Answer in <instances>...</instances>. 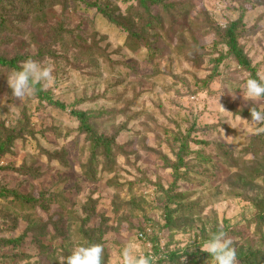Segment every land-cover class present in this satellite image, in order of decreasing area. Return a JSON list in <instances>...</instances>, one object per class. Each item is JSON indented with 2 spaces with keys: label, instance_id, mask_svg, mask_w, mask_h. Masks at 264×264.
<instances>
[{
  "label": "rangeland",
  "instance_id": "rangeland-1",
  "mask_svg": "<svg viewBox=\"0 0 264 264\" xmlns=\"http://www.w3.org/2000/svg\"><path fill=\"white\" fill-rule=\"evenodd\" d=\"M89 1L92 0H83L80 7L67 13H62V7L56 9L62 13L67 28L75 29L82 22L81 33L93 34L102 54L112 62L97 55L82 60L73 52L69 53L71 64L68 66L55 63L53 59L45 60L41 66L49 67L53 77L45 90L52 92L54 102L63 104L65 110L33 94L18 100L7 91V80L3 89L0 80V123L14 126L18 120H24L25 113L34 131V137L16 142L3 158L4 166L17 171L2 172L0 184L19 195L35 197L44 206L34 213L22 212L12 204V198L0 197V238L28 234L22 249L11 252L18 258L17 264H60V258L67 257L78 246L76 238L85 243L76 227L71 231L73 222L69 213L82 215L89 198L98 205L95 218L88 226H101L104 231L102 244L107 256L102 264H117L120 250L130 244L135 245L140 254L150 255L152 264H194L186 255L179 256L174 263L167 261V257L173 252L181 254L186 248H190L189 254L196 252L193 245L202 243L221 229L227 230L226 237L231 239L234 250L245 247L259 251V255L263 253L264 240L257 230L256 210L244 197L230 194L228 180L235 170L229 169L233 160H251L250 141L264 136V123L256 124L250 117L238 115L244 108L264 111V98L244 101L240 95L241 85L250 74L228 58L221 63L219 78L203 90L202 80L214 67L212 60L217 58L218 52H226L225 47H215L214 36H203L204 32L195 31L194 36L203 47L200 64L179 58L163 39L154 44L157 54L151 60L146 49L138 54L128 50L123 33L98 17L94 10H86ZM253 1L256 5L244 17L246 31L241 43L245 44L257 73L264 75V0ZM108 3L127 13L128 4L118 0ZM48 5H52L51 0ZM185 7L190 8V22L201 21L204 13L213 24H225L240 17L238 5L233 0H189ZM0 15L13 25L12 32L0 35V54L13 56L24 38L25 27L17 26L20 17L14 7L0 11ZM27 18L23 17L21 22L26 19L29 25ZM87 20L94 22L91 31ZM89 41L92 42L91 38ZM83 99L95 100L79 105L77 101ZM76 109L94 112L98 116L96 122L102 125L101 132L111 134L110 123L115 126L128 124V131L117 139L125 152L115 157L118 170L106 169L105 159L99 155L95 181L84 175L83 166L89 163L91 156L90 144L79 133V122L71 115ZM156 120L158 127L153 126ZM177 132L191 133V158L195 172L200 174L199 184L181 183L177 191L189 194L188 203L200 201V205L194 207L192 217L188 218L190 225L171 230L164 227L165 211L159 187L168 189L171 186L172 171L164 167L156 152L160 150L173 156L165 141L161 147L155 141L158 136L170 138ZM218 145L225 146L229 153L226 158L232 156L230 161L220 156ZM40 149L65 152V167L57 161L48 162L41 156ZM22 166L31 172L39 171L40 177L34 179L26 175ZM91 170L95 171L94 165ZM9 214L11 219L6 217ZM57 215H62L63 222L67 220L68 238L53 239L44 233H32L41 223L57 219ZM153 237H156L155 242ZM262 262L264 260L258 264ZM204 264L214 262L208 260Z\"/></svg>",
  "mask_w": 264,
  "mask_h": 264
},
{
  "label": "trees",
  "instance_id": "trees-1",
  "mask_svg": "<svg viewBox=\"0 0 264 264\" xmlns=\"http://www.w3.org/2000/svg\"><path fill=\"white\" fill-rule=\"evenodd\" d=\"M48 1L1 0L0 11L10 10L14 7L20 17L17 21V24H19L17 26L25 27L22 32L24 38L20 41L15 54L13 56H2L0 54V67L2 68L0 69V80L2 89L5 88L7 77L13 71L19 70L22 63L26 60H33L42 65L45 60L53 59L55 63L62 62L68 66L71 64L69 53L73 52L76 53L75 56L82 60L90 59L89 57H96L95 55H97L98 57H106L107 62H112L104 53L102 54L103 51L98 47L93 34L85 36V33H81L82 22L75 29L67 28L64 24L65 20H63L61 14L67 13L72 9L76 10L83 3V0H51L52 5H48ZM109 1L92 0L86 2V10H94L98 17L123 33L126 36L125 46L132 53L138 54L141 50L146 49L152 60L155 57L154 55L157 54L154 44L163 39L179 58H183L185 61L193 64L198 62L200 64L203 58L201 53L203 47L200 46L198 39L194 36L195 31L198 30L204 32L203 36H214L216 39L214 42L215 47L221 46L226 49V52H218L217 58L212 60L214 67L211 70V74L202 80L204 85L203 90L219 78L221 75V63L228 58L233 59L242 71L248 72L250 78L258 79L257 70L252 66L251 60L245 51V44L241 43L246 31L244 23L245 14L256 5L253 0H233L238 5L237 9L240 12V17L225 24H213L206 13L203 14L204 18L201 21L190 22V8L185 7L189 3V0H118L124 4H128L127 13L121 12L119 6L108 3ZM6 5H9V7L4 8ZM57 7H62L61 14L57 12ZM25 16L29 17L27 18L30 22L29 25L26 24V19L21 22V19L25 18ZM87 21L91 25V31L94 27V22ZM27 26L30 27L28 28ZM12 28V23L6 17L0 15V35L4 32H12ZM18 29L21 28L18 27ZM90 38L92 42L89 41ZM173 41L174 45L172 46L171 42ZM6 43L10 44L7 41ZM34 49H36L35 53H33ZM7 91L11 94L9 87H7ZM32 94L41 101H46L50 105H55L65 110L63 104L54 102L52 92L45 90L40 84L34 86ZM94 100L83 99L77 102L80 105ZM71 115L79 122V133L84 135L86 142L90 144V160L88 164L83 166L84 175L87 179L92 181L97 179L95 165L98 162L99 155L105 159L103 163L107 166L106 169L114 172L117 171L118 166L115 157L118 154L125 155L124 148L118 144L117 139L128 131V124L115 126V124L110 123L111 134H108L106 131L101 132L99 130V127L102 125L96 122L98 116L94 112L76 109L71 112ZM238 115L241 118L250 117L249 108L240 110ZM23 118V121L18 120L15 122L14 126H6L4 122L0 123V174L4 171H17L15 168L4 166L2 164L3 158L11 152L16 142L24 140L26 137H34V131L30 129L29 119L25 113H23ZM153 126H159L157 120ZM163 141L167 143V146H170L173 156L171 158L160 150L156 152L159 154L160 160L164 162V167L172 171L173 177V183L168 189L159 187L162 192L161 199L165 211L163 216L164 227L171 230L173 228L182 229L190 225L191 220L188 218L192 217L194 207L197 204L200 205V201L188 203L189 194L177 191L181 183H200L198 181L200 174L195 172V166L191 158L192 149L190 146L193 140L191 139L190 132L186 134L177 132L170 138L163 139L161 136L156 137L155 142L159 144L158 147L162 146ZM249 147L251 148L253 158L248 161L233 160L234 162L229 167L231 170L235 169L234 172L230 173L228 179L231 190L230 194L235 197H244L256 210L257 230L264 240V136L251 140ZM217 151L222 158L229 156V153L225 150V146L218 145ZM40 154L41 156H45L50 163L57 161L64 167L67 163L65 152L53 153L40 149ZM231 157L226 159L230 161ZM206 161L209 160L205 159ZM92 165H94L95 171L91 170ZM22 169L26 175H30L34 179L40 177L39 171L31 172L25 166H22ZM260 180L261 182H259ZM237 190L242 191V193H238ZM4 196L12 198V204L22 212L34 213L38 207H41V209L44 207L35 197L19 195L18 192L9 191L0 184V197ZM89 200L84 205L82 215L74 213L71 215L72 212L69 213V219L73 222L70 226L71 231L76 227L77 232L83 235L85 243L77 240L75 235L71 234V236L76 238L78 246H88L90 244L103 246L102 237L104 231L101 226L94 228L88 226L95 218L96 206L98 205L96 201ZM117 204L118 201L114 204L116 212L119 208ZM6 217L11 219L10 214ZM100 217L102 216L100 215ZM30 223L32 224L33 222L30 220ZM66 224L67 220L63 222L62 215H57V219L46 224L45 222L41 223L32 233H44V235H49L53 239L68 238V228H65ZM217 231H223L226 234L227 230L221 229ZM98 233L99 235L96 236ZM143 233L146 234V232ZM27 237L28 234H23L18 238H0L1 264H17L18 258L15 254L12 255L11 252L13 250H21ZM155 240L156 237H153L152 241L155 242ZM200 244L193 245L197 251L190 254V248H186L181 254L177 252L169 253L167 261L172 260L174 263L175 260L179 259V256L186 255L194 264L206 263L211 258L208 257L207 253L200 251ZM104 252L103 258L107 256ZM235 253L236 261L240 262V264H258L264 260V252L259 255V251L251 250L250 248L240 247L235 250Z\"/></svg>",
  "mask_w": 264,
  "mask_h": 264
},
{
  "label": "clouds",
  "instance_id": "clouds-1",
  "mask_svg": "<svg viewBox=\"0 0 264 264\" xmlns=\"http://www.w3.org/2000/svg\"><path fill=\"white\" fill-rule=\"evenodd\" d=\"M258 79L249 78L241 85L244 101H256L264 98V75L257 73ZM53 81L52 71L49 67H42L38 62L26 60L19 70L13 71L7 77V85L11 95L18 100L33 93L34 86L40 84L47 88ZM235 99L236 96L232 95ZM223 108V106L221 105ZM250 120L253 123H264V111L249 108ZM231 127V125H229ZM200 251L207 253L214 264H236V253L231 239L223 231L210 234L209 238L200 245ZM103 246L90 244L76 246L67 257L60 258V264H102ZM117 264H152L150 255H142L135 245H127L120 250Z\"/></svg>",
  "mask_w": 264,
  "mask_h": 264
}]
</instances>
